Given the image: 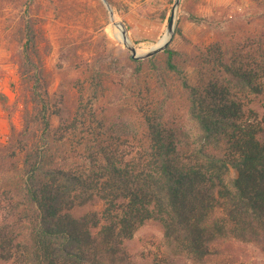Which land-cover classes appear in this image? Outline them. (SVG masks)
<instances>
[{"label": "trees", "instance_id": "1", "mask_svg": "<svg viewBox=\"0 0 264 264\" xmlns=\"http://www.w3.org/2000/svg\"><path fill=\"white\" fill-rule=\"evenodd\" d=\"M258 37L251 64L204 59L206 72L194 83L174 63L178 53L166 50L196 140L148 110L136 155L126 161L117 155L119 136L90 113L55 122L62 109L52 101L39 36L28 22L16 62L23 124L10 122L0 144V264H129L117 247L147 223L190 264H244L234 252L219 256L226 241L251 245L264 264V34ZM220 71L234 86L216 77ZM0 105H8L2 93ZM73 147L71 162L65 151ZM95 197L101 209L78 214Z\"/></svg>", "mask_w": 264, "mask_h": 264}, {"label": "rangeland", "instance_id": "2", "mask_svg": "<svg viewBox=\"0 0 264 264\" xmlns=\"http://www.w3.org/2000/svg\"><path fill=\"white\" fill-rule=\"evenodd\" d=\"M107 1L113 10L112 19L101 0H0V93L8 98L7 106L0 105L1 145L9 135L10 122L16 128L23 124L16 62L28 22L35 25L39 36V55L52 101L62 109L55 122L70 120L75 111L86 116L90 113L111 126L112 135L119 136L117 155L126 161L136 155L143 114L148 110L157 120L184 132L189 142L196 140L197 129L187 113L180 74L166 65L168 50L178 53L174 63L194 83L206 72L201 66L204 59L251 64L255 57L250 47L260 40V33L264 34V19L258 18L264 12V2L180 0L174 8L175 0ZM172 14L173 34L165 50L140 60L141 64L131 63L127 47H135L142 55L163 44L168 39L167 23ZM220 73L216 74L219 80L234 86L224 71ZM75 147L65 151L68 161L73 162ZM101 205L95 197L78 214L98 211ZM23 231L16 227V234ZM117 248L129 264L158 260L190 264L176 248L170 249L163 242L154 223L138 229L132 239L122 241ZM217 248L221 258L234 252L244 264H262L260 253L251 245L226 241Z\"/></svg>", "mask_w": 264, "mask_h": 264}, {"label": "water", "instance_id": "3", "mask_svg": "<svg viewBox=\"0 0 264 264\" xmlns=\"http://www.w3.org/2000/svg\"><path fill=\"white\" fill-rule=\"evenodd\" d=\"M102 3L105 5L108 13H109V17L110 19L113 18V10L110 6V4L108 3L107 0H101ZM179 2L180 0H175L174 1V8H176L178 5H179ZM173 14L171 15L168 23H167V31H166V34L168 35V39L161 45L155 47V48H151L148 52L142 54V55H138L137 54V51H136V48L135 47H127L128 50L130 51L131 53V58L132 59H135V60H144V59H147V58H151L153 57L154 55L158 54L159 52H162L165 50V48L168 46V43L170 42L171 40V37H172V34H173ZM122 25V24H121ZM123 26V25H122ZM123 34L126 35V31H123ZM126 39V37H125Z\"/></svg>", "mask_w": 264, "mask_h": 264}]
</instances>
